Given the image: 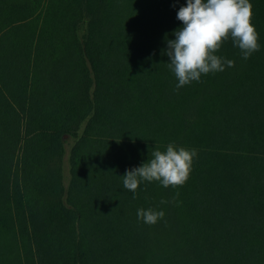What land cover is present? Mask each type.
<instances>
[{"label":"trees","instance_id":"trees-1","mask_svg":"<svg viewBox=\"0 0 264 264\" xmlns=\"http://www.w3.org/2000/svg\"><path fill=\"white\" fill-rule=\"evenodd\" d=\"M250 2L260 49L245 60L229 39L216 54L234 67L177 89L162 53L187 0H0V264H264V0ZM169 143L198 153L187 181L124 189Z\"/></svg>","mask_w":264,"mask_h":264},{"label":"clouds","instance_id":"clouds-1","mask_svg":"<svg viewBox=\"0 0 264 264\" xmlns=\"http://www.w3.org/2000/svg\"><path fill=\"white\" fill-rule=\"evenodd\" d=\"M252 17L250 0H187V5L177 13L183 26L172 33L175 39H168L165 34L168 47L162 53L170 57L171 62L167 64L178 80L176 88L199 82L202 75L222 72L225 66L234 67L233 60L216 54L229 39L245 60L258 51L259 33ZM149 154L147 162L129 169L121 177L124 189L135 194L143 181L159 182L165 188L182 186L198 155L195 149L174 143H169L163 151L156 146ZM166 203V200L161 201V204ZM164 215L162 210L153 208L137 210L138 218L149 225L156 224Z\"/></svg>","mask_w":264,"mask_h":264},{"label":"rangeland","instance_id":"rangeland-1","mask_svg":"<svg viewBox=\"0 0 264 264\" xmlns=\"http://www.w3.org/2000/svg\"><path fill=\"white\" fill-rule=\"evenodd\" d=\"M73 144V139H70L69 143H68V149H67V156H66V175L67 178L69 177V153H70V148L72 147Z\"/></svg>","mask_w":264,"mask_h":264}]
</instances>
